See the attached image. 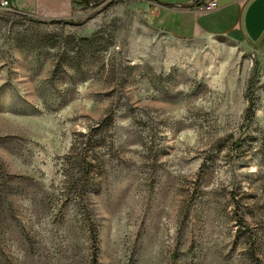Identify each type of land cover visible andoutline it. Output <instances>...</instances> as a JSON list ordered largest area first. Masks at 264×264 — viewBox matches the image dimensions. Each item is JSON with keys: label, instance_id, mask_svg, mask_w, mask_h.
I'll return each instance as SVG.
<instances>
[{"label": "rangeland", "instance_id": "1", "mask_svg": "<svg viewBox=\"0 0 264 264\" xmlns=\"http://www.w3.org/2000/svg\"><path fill=\"white\" fill-rule=\"evenodd\" d=\"M38 1L0 8V264H264V49Z\"/></svg>", "mask_w": 264, "mask_h": 264}, {"label": "crops", "instance_id": "2", "mask_svg": "<svg viewBox=\"0 0 264 264\" xmlns=\"http://www.w3.org/2000/svg\"><path fill=\"white\" fill-rule=\"evenodd\" d=\"M208 1L166 0L171 5L154 2L152 20L159 21L160 29L171 30L178 38H195L198 34L225 36L250 48L264 49V0H216V10L204 12ZM38 3L37 0V9ZM169 18H175L174 29L165 27Z\"/></svg>", "mask_w": 264, "mask_h": 264}, {"label": "built area", "instance_id": "3", "mask_svg": "<svg viewBox=\"0 0 264 264\" xmlns=\"http://www.w3.org/2000/svg\"><path fill=\"white\" fill-rule=\"evenodd\" d=\"M9 6H10V4H9L8 0H0V8H7ZM216 8H217L216 0H210L204 4L203 11L204 12H212V11L216 10Z\"/></svg>", "mask_w": 264, "mask_h": 264}]
</instances>
